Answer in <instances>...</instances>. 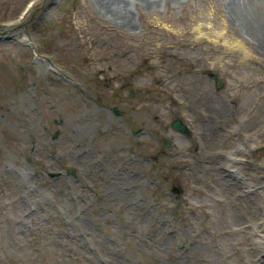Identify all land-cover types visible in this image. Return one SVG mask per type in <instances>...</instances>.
<instances>
[{
	"label": "rangeland",
	"instance_id": "1",
	"mask_svg": "<svg viewBox=\"0 0 264 264\" xmlns=\"http://www.w3.org/2000/svg\"><path fill=\"white\" fill-rule=\"evenodd\" d=\"M106 1L0 0V264H264V0Z\"/></svg>",
	"mask_w": 264,
	"mask_h": 264
},
{
	"label": "bare ground",
	"instance_id": "2",
	"mask_svg": "<svg viewBox=\"0 0 264 264\" xmlns=\"http://www.w3.org/2000/svg\"><path fill=\"white\" fill-rule=\"evenodd\" d=\"M136 1V0H134ZM121 2V6L123 7H127L129 5L127 0L124 1H119ZM98 6L99 8L106 14L109 16H114V9L117 6V2L116 1H106V0H98ZM120 17H122L121 19V27L122 29L128 31L130 34H132V31L135 30V26L134 24L131 22V18L129 16L126 15H121Z\"/></svg>",
	"mask_w": 264,
	"mask_h": 264
},
{
	"label": "water",
	"instance_id": "3",
	"mask_svg": "<svg viewBox=\"0 0 264 264\" xmlns=\"http://www.w3.org/2000/svg\"><path fill=\"white\" fill-rule=\"evenodd\" d=\"M212 78L215 80L216 88H220L222 84L216 80L215 76H212ZM117 114V112H115ZM172 127L174 130L189 134V131L181 124L180 121L176 120L173 122ZM168 142H166L167 144ZM67 174L72 175L73 172L69 171ZM50 177H54V175H50Z\"/></svg>",
	"mask_w": 264,
	"mask_h": 264
}]
</instances>
